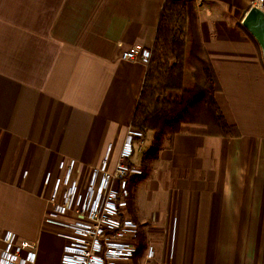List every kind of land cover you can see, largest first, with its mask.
Segmentation results:
<instances>
[{
	"label": "crops",
	"instance_id": "1",
	"mask_svg": "<svg viewBox=\"0 0 264 264\" xmlns=\"http://www.w3.org/2000/svg\"><path fill=\"white\" fill-rule=\"evenodd\" d=\"M188 1L232 136L176 133L130 181V214L150 264H264V57L243 26L255 0ZM165 2L0 0V229L37 243L36 264H60L65 244L45 221L46 175L64 159L79 183L115 167L147 72L121 53L152 48Z\"/></svg>",
	"mask_w": 264,
	"mask_h": 264
},
{
	"label": "built area",
	"instance_id": "2",
	"mask_svg": "<svg viewBox=\"0 0 264 264\" xmlns=\"http://www.w3.org/2000/svg\"><path fill=\"white\" fill-rule=\"evenodd\" d=\"M263 11L264 0H255ZM151 49L131 47L121 53L123 61L149 64ZM145 134L130 129L113 169L106 157L99 167L90 169L84 182L75 178L76 162L62 160L58 174L46 175L52 183L47 224L61 229L64 240L60 264H150L155 249H141L140 227L128 215L130 181L142 169L133 164L141 153ZM111 147L108 148V154ZM37 243L21 239L0 229V264H36Z\"/></svg>",
	"mask_w": 264,
	"mask_h": 264
},
{
	"label": "trees",
	"instance_id": "3",
	"mask_svg": "<svg viewBox=\"0 0 264 264\" xmlns=\"http://www.w3.org/2000/svg\"><path fill=\"white\" fill-rule=\"evenodd\" d=\"M197 10L192 1L166 0L151 48V59L139 97L132 128L147 135L154 134V159L163 147L165 130L173 128L181 114L194 106L197 100L207 98L212 106L222 135L232 136L231 125L216 99L220 85L209 60L205 66L206 91H198L195 77L191 73V61L197 58L195 23ZM218 88V90H217ZM174 135L179 132L173 128ZM141 249L144 246L140 242Z\"/></svg>",
	"mask_w": 264,
	"mask_h": 264
},
{
	"label": "rangeland",
	"instance_id": "4",
	"mask_svg": "<svg viewBox=\"0 0 264 264\" xmlns=\"http://www.w3.org/2000/svg\"><path fill=\"white\" fill-rule=\"evenodd\" d=\"M256 7V6H255ZM195 32H196V39L197 44L199 45L196 50L197 58L193 59L191 61V73L195 77L197 89L200 93V91H206L205 87V80H204V73L203 70L205 66L207 65V56L202 48V45L200 43L199 33H198V26L197 22L195 23ZM218 90V88H217ZM218 91L216 94V99L218 100V104L221 105V94ZM212 106H210V103L208 101V97L201 98L197 100V102L194 104V106L187 109L184 113L181 114L180 118L177 120L176 123L172 125V127L179 130V132H189V133H195V134H210V135H218L222 134V129L219 127V123L215 117V115L211 111ZM168 128L165 130L166 136L163 138V146L170 145L172 138L174 136V129ZM133 129V128H132ZM154 134L149 132L147 133V137L145 138V143L143 145L141 153H139V163L138 167H141L142 172L146 173L150 166L154 162V152L153 149L156 147L154 145ZM144 174H142L140 177H142ZM132 187L130 189L131 197L129 199V208H128V215L132 218L130 214L131 210V203H132ZM12 215H7L6 218L8 219L7 223L14 227V229H17L19 232L26 230L30 228V224L32 222L31 219H25L23 216L15 215L11 217ZM11 218V219H10ZM133 219V218H132ZM6 232V231H3ZM15 233V232H14ZM18 235V234H17ZM21 238V237H19ZM23 239V238H21ZM27 240V239H25ZM143 246H146L143 239L140 241Z\"/></svg>",
	"mask_w": 264,
	"mask_h": 264
},
{
	"label": "water",
	"instance_id": "5",
	"mask_svg": "<svg viewBox=\"0 0 264 264\" xmlns=\"http://www.w3.org/2000/svg\"><path fill=\"white\" fill-rule=\"evenodd\" d=\"M243 26L258 41L264 57V12L257 7H253L246 15Z\"/></svg>",
	"mask_w": 264,
	"mask_h": 264
}]
</instances>
